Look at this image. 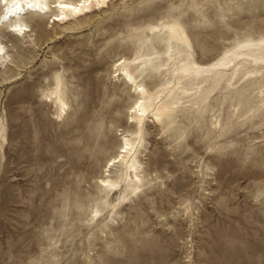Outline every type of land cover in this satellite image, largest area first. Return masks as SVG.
Segmentation results:
<instances>
[{"label": "rangeland", "instance_id": "obj_1", "mask_svg": "<svg viewBox=\"0 0 264 264\" xmlns=\"http://www.w3.org/2000/svg\"><path fill=\"white\" fill-rule=\"evenodd\" d=\"M237 2L109 0L79 25L27 19L33 45L0 32L12 61L0 70V264H264V110L252 117L264 72L245 81L264 64L238 56L222 73L176 77L264 39V0ZM171 22L192 49L171 45L174 66L151 31ZM120 57L169 99L173 121L148 119L141 133L128 123L137 98L115 77ZM57 73L61 117L41 97ZM125 134L143 170L136 195L120 167L117 190L98 183Z\"/></svg>", "mask_w": 264, "mask_h": 264}, {"label": "bare ground", "instance_id": "obj_2", "mask_svg": "<svg viewBox=\"0 0 264 264\" xmlns=\"http://www.w3.org/2000/svg\"><path fill=\"white\" fill-rule=\"evenodd\" d=\"M108 1L109 0H92V3L84 2L83 7H81L80 5L82 0H0V32H6L14 38L23 40L28 45H33L34 35L28 28L26 23L27 19H47L48 24H52V28L56 25H59L60 21L70 25H79L81 21L80 17L82 15H85L86 13L95 9H103L104 7H108ZM28 4H33L34 7L29 8ZM57 4L75 5L77 11H72L70 7H55L54 5ZM44 9H46V11ZM59 16H63L64 19H58L57 17ZM50 19H52L51 22H49ZM17 26L24 29L23 35L12 31V29ZM159 30L164 32V35L166 36L164 39V44H167L169 48V54L166 57L167 63L171 66H174L176 63V58H174L172 55L171 45L182 48L186 51L192 50L187 35L184 29L177 22L167 23L161 26L160 29L159 26L151 27L152 32ZM242 48H244L246 52L236 55L226 54L220 59L210 62L206 65L192 61V63L189 65L180 67L176 73L178 84L180 85L183 83V81L190 79H204L207 74L210 73H222L220 70L226 68L228 65H231L238 56H246L251 58L256 64H264V39H260L256 42H247L242 46ZM120 60H123L124 63H119ZM11 64L12 61L10 60V54L7 51L6 45H4L0 39V70H5L7 67H10ZM114 72L115 77H122L123 84L128 86L130 93L137 98L130 107L128 123L131 126L135 125L139 133L142 132L145 121L148 120L149 117H151L152 123L161 122L163 118L173 121V117H175L176 114V110L172 108L173 104H171L169 99H161V91L158 90L156 92H151L143 84L139 83L137 76H135L134 72L129 66L127 58L120 57L117 60L114 67ZM263 72L264 66L263 71L254 69L253 72L247 74L245 81L260 83L261 79L259 78L263 76ZM53 81L54 86L44 89L42 91L41 97L46 101L53 102L59 110L58 116L61 117L62 115H65V112L68 108L65 98V89H63V83L60 77L57 79V75H55ZM140 88H144L145 91L140 92ZM181 89L183 93L187 92L185 86H181ZM258 94L261 97H264V86L259 88ZM140 101H144V103L141 104L139 110L133 112L132 109L135 108L136 104ZM262 109L264 110V98L262 99L261 103L257 105L255 112L252 113V117L256 112H259ZM140 111L145 112V115L141 116ZM157 117H159V119H157ZM125 139L128 141V153L121 151V149L125 146ZM139 139L141 140V136H139ZM99 144L100 143L93 144L91 150L95 151L97 145ZM137 152L138 149L135 146V143L132 141V138L127 134L123 135L121 138V146L119 151L112 158H109L108 161L110 163L113 159L121 156L123 159L118 160V163L113 164L110 168L108 167L109 163L107 162L108 165L106 164L104 167V177L98 179L100 187L105 188V186L100 183V181L103 179L108 182V187L105 189L117 190V178L111 177L110 174L113 169L120 167L124 173L123 182L126 184L127 189L134 191L137 187L141 188L143 186V170L141 163L137 160ZM141 153L143 154L144 152L140 151V154ZM133 169H135V171H133ZM137 176H139V180H137ZM154 256L155 255L148 253V262ZM157 260H151V263H149L159 264Z\"/></svg>", "mask_w": 264, "mask_h": 264}, {"label": "snow or ice", "instance_id": "obj_3", "mask_svg": "<svg viewBox=\"0 0 264 264\" xmlns=\"http://www.w3.org/2000/svg\"><path fill=\"white\" fill-rule=\"evenodd\" d=\"M84 2L92 3V0H82L81 5H80L81 7H83V3H84ZM234 2H237V0H234ZM142 3H143L144 5H148V4L151 3V0H142ZM54 6H55V7H61V8H64V7H70V8L72 9V11H77V8H76L75 5H63V4H57V5H54ZM136 6H137L136 4L131 5L132 8H135ZM237 6L239 7V3H238V2H237ZM28 7H29V8H32V7H34V5H33V4H28ZM44 10L46 11V9H44ZM6 18H7V17H6ZM57 18H58V19H64L63 16H59V17H57ZM12 31H13V32H17V33L23 35L24 29H22V28H20L19 26H17V27H15V28H13ZM132 62H133V63H137V61H132ZM119 63L122 64V63H124V61H123V60H120ZM117 66H118V65H117ZM52 71H56V69L54 68V69H52ZM57 79H59V73H57ZM139 91H140V92H144L145 90H144V88H140ZM143 103H144V101H140L139 103H137L136 106H135V108L132 109V111H133V112H136L137 110H139L141 104H143ZM140 115H141V116H144V115H145V112L140 111ZM58 118H59V117H58ZM149 119H151V117H149ZM157 119H159V117H157ZM180 139H183V137L181 136ZM177 143H179V140H177ZM124 145H125V146L121 149V151L124 152V153H128V152H129V146H128V141H127V139H125V141H124ZM122 159H123L122 156L113 159V160L109 163L108 167L110 168L113 164L118 163V160H122ZM133 171H135V169H133ZM137 180H139V176H137ZM100 183L103 184V185L105 186V188L108 187V182H107V181H105V180L102 179V180L100 181ZM140 191H141V189H140L139 187H137V188H135V190L132 192V195H136V193H137V192H140ZM260 195L264 196V193H261ZM185 207L187 208V205H185ZM99 215H100V212H99V211L93 213V217H95V216H99Z\"/></svg>", "mask_w": 264, "mask_h": 264}]
</instances>
